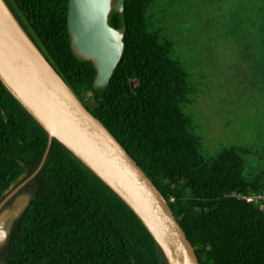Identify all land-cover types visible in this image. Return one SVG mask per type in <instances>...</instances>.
<instances>
[{
    "label": "trees",
    "instance_id": "16d2710c",
    "mask_svg": "<svg viewBox=\"0 0 264 264\" xmlns=\"http://www.w3.org/2000/svg\"><path fill=\"white\" fill-rule=\"evenodd\" d=\"M150 0H124L123 51L105 88L76 59L66 33L67 0H3L54 71L153 183L201 264H264V210L237 198L252 188L232 152L203 161L175 106L181 78L139 13ZM184 120V119H183ZM47 135L0 83V203L18 178L41 163ZM32 191V195L25 193ZM18 196L26 205L0 244V264H165L131 211L64 147L52 140L39 171Z\"/></svg>",
    "mask_w": 264,
    "mask_h": 264
},
{
    "label": "water",
    "instance_id": "95a60500",
    "mask_svg": "<svg viewBox=\"0 0 264 264\" xmlns=\"http://www.w3.org/2000/svg\"><path fill=\"white\" fill-rule=\"evenodd\" d=\"M124 0H67L66 33L76 59L89 61L93 90L106 87L123 51L124 25L113 28L111 13L121 14ZM0 83L47 135L36 170L6 190L15 194L39 171L55 140L98 178L137 218L155 241L165 264H201L169 206L110 132L75 97L0 0ZM26 205L16 197L0 213V244Z\"/></svg>",
    "mask_w": 264,
    "mask_h": 264
},
{
    "label": "rangeland",
    "instance_id": "374dc122",
    "mask_svg": "<svg viewBox=\"0 0 264 264\" xmlns=\"http://www.w3.org/2000/svg\"><path fill=\"white\" fill-rule=\"evenodd\" d=\"M139 19L179 71L175 106L198 158L232 152L252 184L237 198L264 210V0H150Z\"/></svg>",
    "mask_w": 264,
    "mask_h": 264
},
{
    "label": "built area",
    "instance_id": "2783aa9c",
    "mask_svg": "<svg viewBox=\"0 0 264 264\" xmlns=\"http://www.w3.org/2000/svg\"><path fill=\"white\" fill-rule=\"evenodd\" d=\"M240 199L249 203V201L247 199L243 198V197H240Z\"/></svg>",
    "mask_w": 264,
    "mask_h": 264
}]
</instances>
